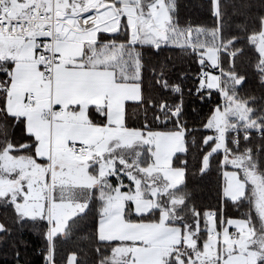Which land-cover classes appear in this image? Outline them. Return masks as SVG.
<instances>
[{
    "label": "snow or ice",
    "instance_id": "6c2138e0",
    "mask_svg": "<svg viewBox=\"0 0 264 264\" xmlns=\"http://www.w3.org/2000/svg\"><path fill=\"white\" fill-rule=\"evenodd\" d=\"M0 0V264H264V0Z\"/></svg>",
    "mask_w": 264,
    "mask_h": 264
},
{
    "label": "trees",
    "instance_id": "16d2710c",
    "mask_svg": "<svg viewBox=\"0 0 264 264\" xmlns=\"http://www.w3.org/2000/svg\"><path fill=\"white\" fill-rule=\"evenodd\" d=\"M182 4V12L185 16L192 19L201 18L204 14V8L202 5L206 0H180Z\"/></svg>",
    "mask_w": 264,
    "mask_h": 264
}]
</instances>
